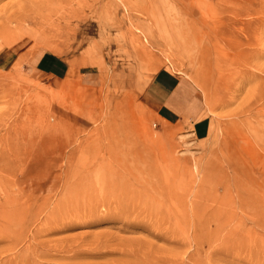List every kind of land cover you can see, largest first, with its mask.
<instances>
[{
  "label": "rangeland",
  "instance_id": "374dc122",
  "mask_svg": "<svg viewBox=\"0 0 264 264\" xmlns=\"http://www.w3.org/2000/svg\"><path fill=\"white\" fill-rule=\"evenodd\" d=\"M0 264H264V0H0Z\"/></svg>",
  "mask_w": 264,
  "mask_h": 264
},
{
  "label": "crops",
  "instance_id": "0c3cea01",
  "mask_svg": "<svg viewBox=\"0 0 264 264\" xmlns=\"http://www.w3.org/2000/svg\"><path fill=\"white\" fill-rule=\"evenodd\" d=\"M38 71L60 79L69 71L59 58L42 55L35 62ZM145 107L162 122L187 128L191 136L203 141L210 136L211 122L194 86L167 70L158 71L142 94Z\"/></svg>",
  "mask_w": 264,
  "mask_h": 264
},
{
  "label": "bare ground",
  "instance_id": "6f19581e",
  "mask_svg": "<svg viewBox=\"0 0 264 264\" xmlns=\"http://www.w3.org/2000/svg\"><path fill=\"white\" fill-rule=\"evenodd\" d=\"M69 172V171H68ZM70 173V172H69ZM74 175V174H73ZM73 179V178H72ZM8 251V250H7ZM12 251V250H11Z\"/></svg>",
  "mask_w": 264,
  "mask_h": 264
}]
</instances>
